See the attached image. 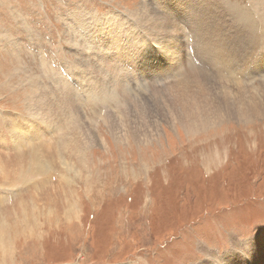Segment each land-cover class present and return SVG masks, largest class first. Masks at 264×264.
<instances>
[{"label":"rangeland","instance_id":"rangeland-1","mask_svg":"<svg viewBox=\"0 0 264 264\" xmlns=\"http://www.w3.org/2000/svg\"><path fill=\"white\" fill-rule=\"evenodd\" d=\"M142 2L151 0H0V264H197L205 259L198 245L222 254L232 238L264 235V117L187 132L172 77L118 74L107 53L103 63L94 59L91 78L78 73L88 69L75 45L83 16L130 15ZM174 9L182 32L156 41L148 30L146 46L170 62L178 52L188 64L192 49L202 50L182 23L193 8ZM82 79L109 92L75 89ZM33 87L52 90L43 100L56 102L64 124L84 138L76 156L28 111ZM62 92L75 99L73 110L58 99Z\"/></svg>","mask_w":264,"mask_h":264},{"label":"bare ground","instance_id":"bare-ground-1","mask_svg":"<svg viewBox=\"0 0 264 264\" xmlns=\"http://www.w3.org/2000/svg\"><path fill=\"white\" fill-rule=\"evenodd\" d=\"M157 1L160 4L159 8L154 5L153 0L149 5L142 2L139 9L130 15H124L120 11L110 12L100 17L97 13L88 12V15H84L83 19L86 21H82L81 27L78 26L83 29L75 45L80 53L78 60H87L83 64H86L88 69H79L78 73L82 72L84 76L91 78L94 59L103 63V56L107 53L110 54L111 61L118 66L116 70L118 74L127 75L144 70L147 75L151 72L160 74L162 77H172L173 80L169 82L168 87L174 93L173 98L179 99L178 105L184 108L183 115L178 119L187 132H197L224 118L246 121L252 117H264V105H260V102H264V0H248L246 5H235L226 0ZM189 7H192L193 11L188 13L189 17L184 14L185 21L182 23H190L188 33L198 38V42L193 45L199 46L202 50L191 48L195 53V59L188 64V58L179 61L176 57L178 52L173 54L175 61H167L165 56L154 52L158 50L146 46L150 38L147 35L148 30L153 32L156 41V36L159 34L166 36V39L173 38L175 29L177 32H182L180 24H176L174 20L179 15L178 10L174 8L186 12ZM157 8H161V11ZM193 25H195L194 28H192ZM188 33H185L184 39L193 40L194 38L190 39ZM142 43H145L144 49ZM158 44L164 45L162 42ZM101 49L104 50L101 51ZM181 58H184V55ZM94 70L96 71V68ZM246 75L259 77L256 79L258 83L254 84V79L251 80L252 83L243 81L241 78H245ZM232 78H235L233 86L228 82L232 81ZM201 79L205 80L206 86H201L202 83L199 82ZM82 80L83 84H80ZM82 80L75 85V89L78 86L81 92L82 90H92L97 93L101 90L109 92L104 82L91 83L85 79ZM58 88L59 86L56 89ZM247 89H250V94L246 95L244 90ZM58 91L62 90L59 88ZM45 94L53 95L52 90L41 92L39 87H33L25 99V106L29 109L28 111L39 115L41 120L55 127L60 144L76 156L84 145V138L75 136L73 123L68 126L64 124L63 119H67L66 113L54 106L56 102L52 100L49 103L50 107L47 106L48 102L45 103L42 98ZM61 94L58 99L69 104V109L73 110L76 104L75 99L67 92L70 98L63 92ZM102 94L99 93L96 97L100 98ZM116 101L120 102L118 98ZM14 139L17 144H20L22 134L16 133ZM235 238L230 240L231 247L227 250L228 252L225 251L222 254L206 246L198 245L205 259L197 264H264V235H261L256 242H243Z\"/></svg>","mask_w":264,"mask_h":264}]
</instances>
